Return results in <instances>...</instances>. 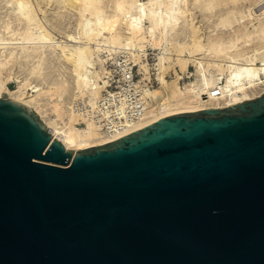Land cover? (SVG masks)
<instances>
[{"label": "water", "instance_id": "1", "mask_svg": "<svg viewBox=\"0 0 264 264\" xmlns=\"http://www.w3.org/2000/svg\"><path fill=\"white\" fill-rule=\"evenodd\" d=\"M0 264H264V91L75 151L2 91Z\"/></svg>", "mask_w": 264, "mask_h": 264}, {"label": "bare ground", "instance_id": "2", "mask_svg": "<svg viewBox=\"0 0 264 264\" xmlns=\"http://www.w3.org/2000/svg\"><path fill=\"white\" fill-rule=\"evenodd\" d=\"M148 47L159 49L157 85L108 89L117 52L148 79ZM130 90L138 94L131 102ZM2 91L74 151L165 115L256 97L264 91V0H0Z\"/></svg>", "mask_w": 264, "mask_h": 264}, {"label": "rangeland", "instance_id": "3", "mask_svg": "<svg viewBox=\"0 0 264 264\" xmlns=\"http://www.w3.org/2000/svg\"><path fill=\"white\" fill-rule=\"evenodd\" d=\"M242 3L244 4V5H242L243 9L246 10L247 5L249 3L247 1L246 2H242ZM203 21L206 24L209 23L208 20H203ZM67 24H68V22H67ZM71 24H68V26H70ZM147 51H148L147 52V54H148L147 57H148V61H149L148 62L149 63V65H148V68H149L148 69V71H149L148 79L146 78L147 76H144L142 78L140 77V75L142 76L143 73H142V70L139 68V65L135 64V62L132 59L127 58L126 52L121 51V52H117L116 54H114V58L108 60V61H110V63L108 62V69H110V73H111V71H112V73L111 74L109 73V76L106 77V79H108L107 81H109L107 88L110 89V90H113V91H117V90H119V88H121V85H126L127 83L129 84L130 81H137L139 79L142 82V83L140 82L141 84H143V82H144L145 85L148 86V87H155L157 85V79H156V71H157V69H156V66H155V62H156V57H157V53H158L159 49H153L152 47H148ZM117 54H119V55H117ZM123 56H124V58H123ZM115 61L117 63H115ZM137 65H138V67H137ZM120 67H122V68H120ZM175 68L177 70H179V66H176ZM16 69L22 70L21 67H19L17 65H16ZM123 69L130 72V75H131V77L129 78L130 80L124 81L123 74H122L123 71H124ZM190 70H192V67H190ZM167 73H169V75L167 76V79H170V77L175 74L172 70H167L165 74H167ZM16 80L17 79H16L15 75H13V77H11V80L8 83L10 88L14 89L16 87ZM185 80H186V78H183L181 80V82H184ZM104 94H105V91H103V95ZM136 98H138V94H137L136 91L132 92V90H130V91L127 92V99H126L127 101L131 102V101L135 100ZM74 103H75L74 105L76 106V108L77 107L80 108L82 106V103H81L80 100H76Z\"/></svg>", "mask_w": 264, "mask_h": 264}, {"label": "built area", "instance_id": "4", "mask_svg": "<svg viewBox=\"0 0 264 264\" xmlns=\"http://www.w3.org/2000/svg\"><path fill=\"white\" fill-rule=\"evenodd\" d=\"M129 110L127 111V112H129V113H131V110H130V108H128Z\"/></svg>", "mask_w": 264, "mask_h": 264}]
</instances>
